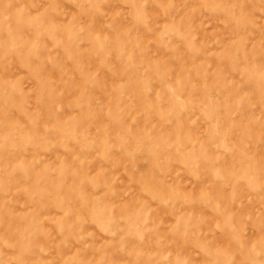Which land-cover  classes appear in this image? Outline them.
Listing matches in <instances>:
<instances>
[{
    "label": "rangeland",
    "instance_id": "374dc122",
    "mask_svg": "<svg viewBox=\"0 0 264 264\" xmlns=\"http://www.w3.org/2000/svg\"><path fill=\"white\" fill-rule=\"evenodd\" d=\"M0 264H264V0H0Z\"/></svg>",
    "mask_w": 264,
    "mask_h": 264
}]
</instances>
